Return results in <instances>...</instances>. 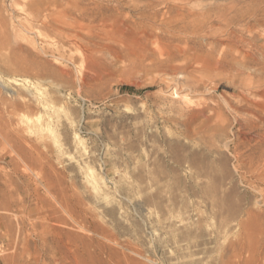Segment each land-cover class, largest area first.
<instances>
[{
  "label": "rangeland",
  "instance_id": "1",
  "mask_svg": "<svg viewBox=\"0 0 264 264\" xmlns=\"http://www.w3.org/2000/svg\"><path fill=\"white\" fill-rule=\"evenodd\" d=\"M239 1L184 64L160 0H0V264H264V0Z\"/></svg>",
  "mask_w": 264,
  "mask_h": 264
},
{
  "label": "bare ground",
  "instance_id": "2",
  "mask_svg": "<svg viewBox=\"0 0 264 264\" xmlns=\"http://www.w3.org/2000/svg\"><path fill=\"white\" fill-rule=\"evenodd\" d=\"M191 1L192 0H160V4L162 5V8L164 9V11H163V14H162L161 19H160V25L157 28L158 33H153V34H154V40H155V38L157 40H159L161 36L166 35V37L169 39L167 41L172 42V46L170 47V48H172V50H171V53L169 52L170 53L169 58H167L168 63L177 62L180 59H182V61L186 62L184 64H188L190 61H192V59L190 57V53H189L190 36H196L197 37V36L201 35V33H199V32L200 31L203 32L202 30L205 28V26H207L209 29H212L216 25L215 23L219 24L220 22H222V23H225V24L232 27V26H236V24H241V22H242L241 17H240V15L242 14L241 13L242 10L239 11L240 9L237 8L240 5L239 0H235L236 2L234 1L236 3V6L232 2L226 3V0H208V1L213 3L214 9L209 8L206 10H202L200 12H196V11L190 9V2ZM222 4L228 5L227 10H229L230 12H228L227 14L226 13L222 14L221 12H218V11H220ZM212 11H216V12H218V14L214 15V14H212ZM238 14H240V15H238ZM257 17H258V14H256V13L250 14L248 16V21L243 25L244 29H246V31H248L249 33L256 31L259 28L264 27V22H260L257 19ZM89 24H91V25L94 24V20L90 19ZM68 29H67V31H69ZM63 32H65V31L63 30ZM65 33H67V32H65ZM243 33H245V32H243ZM59 36L63 37L69 44H73V45H82L86 42L85 38L81 36V33L80 34L67 33V34H62ZM252 38H254V37H252ZM254 40H256V39H254ZM87 43H88V41H87ZM62 44H63V42H62ZM169 44H171V43H169ZM86 45H88V44H86ZM180 45H183V46H180ZM86 52H88V53H86ZM88 54H89V49L86 47L85 48L86 57L88 56ZM181 56H182V58H180ZM192 57H194V56H192ZM200 61L201 60H199V62ZM193 63H195V62L193 61ZM196 65H197V62H196ZM200 65H202V63ZM187 67H188L187 65H182V66L171 65L170 69L172 71H175V72H177V71L185 72ZM196 67L198 68V66H196ZM200 67H202V66H200ZM204 67H205V65H204ZM193 68H195V67H193Z\"/></svg>",
  "mask_w": 264,
  "mask_h": 264
}]
</instances>
